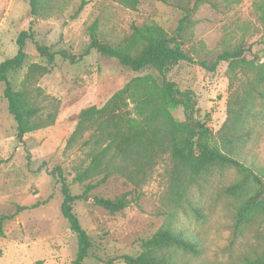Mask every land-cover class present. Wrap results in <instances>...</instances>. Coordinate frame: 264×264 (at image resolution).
<instances>
[{"label":"rangeland","instance_id":"obj_1","mask_svg":"<svg viewBox=\"0 0 264 264\" xmlns=\"http://www.w3.org/2000/svg\"><path fill=\"white\" fill-rule=\"evenodd\" d=\"M81 1L69 0L62 13L36 22L34 41L25 46V66L9 75L18 88L28 65L50 69L38 86L60 103L54 125L26 135L24 144L18 145L0 84V218L14 215L3 222L0 264H72L77 240L61 216L62 196L52 175L60 172L72 195L83 191L74 177L87 164L86 150L78 146L67 149L80 112L100 108L131 79L147 73H133L94 50L75 64L57 57L48 65L36 52L35 43L54 51L65 50L78 60L89 43L93 23L100 40L111 45L128 38L133 27L153 24L169 36L175 34L195 62L211 65L223 51L241 45L249 50L247 60L264 65V0H141L134 11L117 0H84L86 4L77 13ZM29 10V0H0V63L16 54V38L32 19ZM235 78L234 88L244 82L238 72ZM168 79L180 91L193 93L196 117L207 121L215 134L226 120V103L233 91L229 89L228 64L219 63L209 71L197 63H180ZM260 107L264 112V101ZM172 115L178 121L184 119L181 108L172 110ZM260 132L247 147L264 167V121ZM169 165L168 161L161 163L138 191L114 177L94 189L88 201L72 206L92 244L86 264H102L99 260L122 255L136 257L140 243L165 225L203 242V253L191 258L192 264H244L254 251L264 248V213L241 231L234 229L236 211L256 187L251 180L233 168H215L191 185L187 197L177 201L167 195ZM235 183L243 184V189L229 192L227 188ZM122 195L131 204L116 214L93 202L94 197L114 199ZM259 200H264V187ZM42 201L48 202L17 213L18 207ZM182 259L187 258L178 254L176 260Z\"/></svg>","mask_w":264,"mask_h":264},{"label":"trees","instance_id":"obj_2","mask_svg":"<svg viewBox=\"0 0 264 264\" xmlns=\"http://www.w3.org/2000/svg\"><path fill=\"white\" fill-rule=\"evenodd\" d=\"M117 1L134 11L141 0ZM68 2L29 0L32 19L28 28L16 38L17 52L0 63V84L8 113L15 124L18 145L24 144L26 135L53 126L60 103L38 86L39 80L50 71L47 66L28 65L18 88L9 75L25 66L28 58L25 46L28 41H34L36 22L62 13ZM85 4L86 1L82 0L77 13ZM262 13L264 18V8ZM89 35V43L78 60L65 50L54 51L52 47L42 44L35 43V49L48 65L54 63L57 57L75 64L94 50L116 60L133 73H147L131 79L100 108L93 106L80 112L74 131L67 140V149L78 146L86 150L87 164L74 177L76 184L83 185V191L72 195L61 173L52 175L53 179L57 178L56 184L62 196L61 216L77 240V253L72 264H86L92 245L72 206L76 202L88 201L94 189L114 177L123 179L138 191L151 180L155 169L166 161L170 163L166 170L167 195L177 201L187 197L191 185L207 176L211 170L233 168L244 174L245 180H251L256 185L254 192L236 211L234 229L241 231L243 226L262 215L264 200H259V195L264 187V167L259 166L256 155L247 145L261 134L260 125L264 121V112L260 107L261 101H264V65L247 60L249 50L241 45L223 51L211 65L195 62L181 48L175 34L169 36L153 24L133 27L132 34L115 45L100 40L96 23L89 28ZM180 63H197L209 71H214L219 63L228 64L229 89L233 91L226 103V120L215 134L208 129L207 121L196 117L193 93L180 91L168 79L169 73ZM237 72L244 82L234 88ZM177 108L182 110L183 121L176 120L172 115V110ZM240 189H243L240 183L227 188L231 193H237ZM47 202L18 207L17 213L37 209ZM93 202L110 214L119 213L131 204L126 195L114 199L94 197ZM12 217L14 215L0 218V236L3 235V222ZM202 251L203 242L197 236H188L165 225L140 243L138 256L122 255L99 262L192 264L194 261L191 258L197 259ZM178 254L187 259L177 261ZM244 264H264V248L254 251L251 258L244 260Z\"/></svg>","mask_w":264,"mask_h":264}]
</instances>
